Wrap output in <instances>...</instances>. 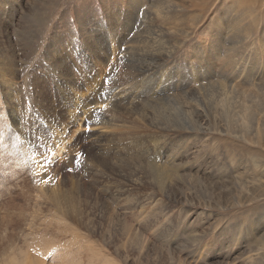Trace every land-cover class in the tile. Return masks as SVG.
Returning <instances> with one entry per match:
<instances>
[{
    "label": "rangeland",
    "instance_id": "rangeland-1",
    "mask_svg": "<svg viewBox=\"0 0 264 264\" xmlns=\"http://www.w3.org/2000/svg\"><path fill=\"white\" fill-rule=\"evenodd\" d=\"M0 61V264H264V0H0Z\"/></svg>",
    "mask_w": 264,
    "mask_h": 264
},
{
    "label": "bare ground",
    "instance_id": "bare-ground-1",
    "mask_svg": "<svg viewBox=\"0 0 264 264\" xmlns=\"http://www.w3.org/2000/svg\"><path fill=\"white\" fill-rule=\"evenodd\" d=\"M6 56V55H5ZM3 57V56H2ZM151 60V59H150ZM1 62V61H0ZM1 64V63H0ZM1 66V65H0ZM151 66V65H150ZM150 66H147L146 68H143V69H140L141 70V72H144L145 70H148V69H151L150 68ZM120 67V66H119ZM81 68V67H80ZM0 69H2V67L0 68ZM121 69V68H120ZM131 69V68H130ZM3 71V70H2ZM119 71V70H118ZM121 71V70H120ZM131 71V70H130ZM149 71V70H148ZM132 72V71H131ZM131 72H129L128 73V75L129 74H131ZM140 72V73H141ZM99 74V73H98ZM114 74V73H113ZM137 74V73H136ZM117 75V74H116ZM137 77H139V75L137 74V75H135V73H133V76L132 77H128V76H124L123 78L121 77V78H119L118 76H117V78L116 79H114L113 81H111L110 82V87L112 86V87H115V86H121V85H124V84H129L128 86H134V84L137 82H135V80H136V78ZM141 77V76H140ZM115 78V77H114ZM144 78V77H143ZM142 79V78H141ZM145 80V79H144ZM144 80H143V82H144ZM166 80V79H165ZM69 81V84L67 83ZM96 80L94 79V78H92L91 77V79H89L88 77H86V75H83L82 74V72H80V75L79 76H73L72 77V79H70V80H67L66 81V83L68 84V87H67V89L68 90H75V91H78V93H80L79 95L77 94V93H75V92H72V91H68L67 93H65V98L67 97L68 98V100H69V102H70V100L72 99V101H73V111H75V110H78L79 111V114H80V116H88V117H90V118H93V117H95L94 116V114H90L89 112V110H88V104H90V103H93V102H95L96 101V93H97V90H99V89H101L100 87H101V85H99L98 83H96L95 82ZM139 81V80H138ZM163 83V82H162ZM95 84V85H94ZM140 84V83H139ZM138 85V84H137ZM156 85V84H155ZM89 86H90V88H89ZM146 86V85H145ZM149 86V85H148ZM147 86V87H148ZM85 87H86V90H87V92L86 93H89V94H86V95H88V97L86 96L85 97V94L83 95V94H81V90H83V89H85ZM108 87V86H107ZM143 87H144V84H143ZM143 87H142V90H143ZM146 87V88H147ZM82 88V89H81ZM139 88V87H138ZM167 88V87H166ZM104 89V88H103ZM81 91V92H80ZM121 91V90H120ZM135 91V90H134ZM140 91H141V87H140ZM139 91V92H140ZM146 91V90H145ZM144 91V92H145ZM64 92V91H63ZM136 92V91H135ZM147 93V92H146ZM142 94V93H141ZM121 97V96H120ZM128 97V96H127ZM83 98H85V100L83 99ZM139 98V97H138ZM87 99V100H86ZM117 99H119V98H117ZM130 100V99H129ZM112 101H114L113 102V105H114V103H115V100L113 99ZM125 102H122L119 106H118V112H115V109L113 110V111H111V115L113 116H111V117H106V116H104V121H103V119H100L101 121L100 122H98V123H101V125L102 126H104V127H106V128H108V130H110V129H114V128H116V126H117V124L118 123H121V124H123L124 126H122L123 128H126V131H127V129L128 130H130L131 132L130 133H127V134H123V135H118L117 133L115 134V133H113L112 132V135L111 134H109V135H111V138L112 139H115L114 141H112V142H114L115 144L118 142V141H120V140H123V141H130L131 143H134V142H138V144H141V143H145V141H144V139L142 138V137H140V136H137V137H135L133 134H135V132L138 130V129H141V128H143V126L141 125V121H145L147 118V116L149 115H146L145 114V112H143L144 113V115H142L141 113H140V111H142V110H138L137 112H136V114H137V116H133L132 115V110H134V107H130V105H131V103L130 102H128L126 99L124 100ZM131 102H133L132 100H130ZM75 102H77V104L75 103ZM120 102V101H119ZM138 103V102H137ZM134 104V103H133ZM135 106H136V104H134ZM138 108V107H137ZM92 109V108H91ZM111 109V108H110ZM113 109V108H112ZM136 110V109H135ZM72 111V114L70 115V117H72L73 118V120H74V123H76L75 125L77 126V127H79V123H80V121L82 120L81 119V117L79 116V118H78V116L76 115V113H74ZM107 112H109V111H107ZM89 113V114H88ZM110 113V112H109ZM105 114V113H104ZM100 115H101V113H100ZM106 115H108V114H106ZM85 117V118H86ZM103 117V116H102ZM136 117H138L139 119H137ZM83 118V117H82ZM153 121V120H152ZM152 121H151V123H152ZM17 123V122H16ZM98 123H96V124H98ZM148 123V122H147ZM120 124V125H121ZM17 125V124H16ZM16 125H14V126H16ZM18 126V125H17ZM58 127H60L61 129H63L61 126H59L58 125ZM16 128V127H15ZM54 129V128H53ZM55 129H56V127H55ZM132 130H133V134H132ZM20 131V130H19ZM56 131V130H55ZM112 131V130H111ZM181 133V132H180ZM179 132H177V134H174L173 135V137L176 139V138H178V137H183V135L182 134H180ZM19 135V134H18ZM152 136H154V134L152 135ZM152 136H150V137H152ZM149 137V138H150ZM154 137H156V135L154 136ZM22 138H23V135H22ZM27 138V137H26ZM29 139V138H28ZM53 140H54V142H58V143H60V142H63V141H61V136L59 137V136H57V135H54V138H53ZM110 141H111V139H110ZM30 142V141H29ZM28 142V143H29ZM151 142L153 143V144H156V141L155 140H152L151 139ZM55 144L56 143H54V147H55ZM126 144V143H125ZM176 144V143H175ZM57 145V144H56ZM117 145V144H116ZM137 145V144H136ZM158 145V142H157V144H156V146ZM29 146V145H28ZM166 146V145H165ZM58 149H56L57 151L61 148H59V146L57 145L56 146ZM93 147V146H92ZM125 147H127V146H125ZM138 147V146H137ZM149 148V147H148ZM147 148V149H148ZM130 149V148H129ZM155 151V150H154ZM186 152V151H185ZM119 153V152H118ZM171 163V162H170ZM92 164V163H91ZM166 164V163H165ZM80 165V164H79ZM84 165V164H83ZM82 165V166H83ZM169 165V164H168ZM173 165V164H172ZM162 166V165H161ZM167 166V165H166ZM84 167V166H83ZM87 167V166H86ZM160 168V167H159ZM163 168H165L164 166H163ZM170 168H172V167H170ZM87 169V168H86ZM167 170V169H166ZM83 172V171H82ZM86 172V171H85ZM162 173V172H161ZM166 199H168V198H166ZM168 203V202H167ZM168 206V205H167ZM253 255V254H252ZM260 256V258H261V255H259ZM255 257H249L246 261V264H256V261H257V259H254ZM256 260V261H255ZM243 262V261H242Z\"/></svg>",
    "mask_w": 264,
    "mask_h": 264
}]
</instances>
